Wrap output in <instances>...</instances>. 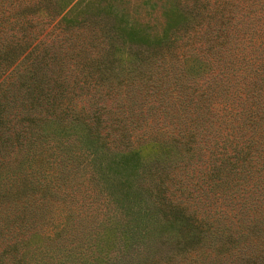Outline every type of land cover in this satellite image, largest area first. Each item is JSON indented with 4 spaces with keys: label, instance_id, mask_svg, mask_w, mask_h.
Wrapping results in <instances>:
<instances>
[{
    "label": "trees",
    "instance_id": "trees-1",
    "mask_svg": "<svg viewBox=\"0 0 264 264\" xmlns=\"http://www.w3.org/2000/svg\"><path fill=\"white\" fill-rule=\"evenodd\" d=\"M0 264H264V0H0Z\"/></svg>",
    "mask_w": 264,
    "mask_h": 264
}]
</instances>
